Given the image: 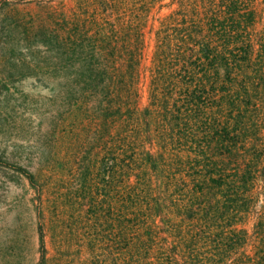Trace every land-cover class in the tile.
<instances>
[{
  "label": "trees",
  "instance_id": "trees-1",
  "mask_svg": "<svg viewBox=\"0 0 264 264\" xmlns=\"http://www.w3.org/2000/svg\"><path fill=\"white\" fill-rule=\"evenodd\" d=\"M258 4L86 0L83 14L65 15V59L74 68L65 73V130L81 114L80 148L94 138L98 150L82 174L95 222L86 264H264ZM163 10L149 31L155 42L142 41L138 18L154 21ZM16 170L35 184L33 173ZM39 244V264H48L42 223Z\"/></svg>",
  "mask_w": 264,
  "mask_h": 264
},
{
  "label": "rangeland",
  "instance_id": "rangeland-1",
  "mask_svg": "<svg viewBox=\"0 0 264 264\" xmlns=\"http://www.w3.org/2000/svg\"><path fill=\"white\" fill-rule=\"evenodd\" d=\"M85 2L0 0V264H39L40 223L48 264H86L93 255L87 238L95 222L86 215L82 174L89 153L97 163L98 150L94 138L80 148L81 114L65 130V73L74 70L65 59V15L83 14ZM258 12L255 37L264 27V5ZM166 13L153 12L154 21L141 14L142 41L155 42L149 31ZM17 167L33 173L35 184ZM98 169L92 170L94 191L102 185ZM252 223L245 226L250 233ZM254 250L251 239L247 251Z\"/></svg>",
  "mask_w": 264,
  "mask_h": 264
}]
</instances>
